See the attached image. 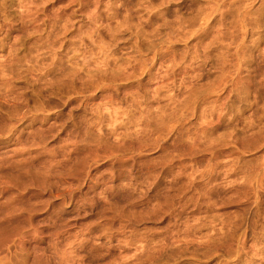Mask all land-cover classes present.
I'll use <instances>...</instances> for the list:
<instances>
[{
    "label": "rangeland",
    "instance_id": "374dc122",
    "mask_svg": "<svg viewBox=\"0 0 264 264\" xmlns=\"http://www.w3.org/2000/svg\"><path fill=\"white\" fill-rule=\"evenodd\" d=\"M3 130L60 264H264V0H0Z\"/></svg>",
    "mask_w": 264,
    "mask_h": 264
},
{
    "label": "clouds",
    "instance_id": "9594fccd",
    "mask_svg": "<svg viewBox=\"0 0 264 264\" xmlns=\"http://www.w3.org/2000/svg\"><path fill=\"white\" fill-rule=\"evenodd\" d=\"M245 8L248 10L246 14L249 19L255 21L251 5H245ZM109 91L118 94L115 90ZM95 115L98 119H103L104 112L100 110ZM9 134L10 130L0 131V140L7 139ZM110 162V159L104 158L97 162L96 167ZM3 167L15 172L19 179L13 184H0V264H60L62 250L54 233L55 224L37 219L36 210L22 196L16 199L5 197V192L9 190L19 195L20 189L16 184L30 178L24 172L29 165L24 162L22 153L13 154L9 159L0 158V168ZM130 172L131 170L128 169L126 174ZM138 187L139 185H130V193L138 195ZM21 204L24 206L18 207ZM82 210L85 215L88 214L87 208ZM121 243L124 242L117 241V246ZM97 264H101V261H97Z\"/></svg>",
    "mask_w": 264,
    "mask_h": 264
}]
</instances>
